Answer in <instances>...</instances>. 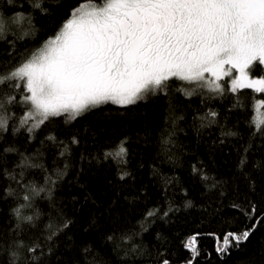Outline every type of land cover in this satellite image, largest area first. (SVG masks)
<instances>
[{
  "label": "trees",
  "instance_id": "16d2710c",
  "mask_svg": "<svg viewBox=\"0 0 264 264\" xmlns=\"http://www.w3.org/2000/svg\"><path fill=\"white\" fill-rule=\"evenodd\" d=\"M34 2L0 0V75L87 0ZM261 75L257 66L250 78ZM221 81L222 93L173 78L135 104L50 117L31 132L24 81L0 84V264H264V127L253 122L264 93ZM121 141L127 156H106ZM253 224L217 253L216 236ZM197 233L193 259L184 244Z\"/></svg>",
  "mask_w": 264,
  "mask_h": 264
},
{
  "label": "snow or ice",
  "instance_id": "6c2138e0",
  "mask_svg": "<svg viewBox=\"0 0 264 264\" xmlns=\"http://www.w3.org/2000/svg\"><path fill=\"white\" fill-rule=\"evenodd\" d=\"M33 7L46 10L44 0H35ZM3 19L0 16V32ZM257 66L264 71V0H102L99 5L87 0L69 13L42 47L0 75V84L24 81L30 95L23 99L30 102L31 110L21 124L35 121L28 128L31 132L50 117L66 114L74 120L101 104H135L167 87L173 78L192 84L203 82V86L222 93L225 89L220 81L236 71L239 75L231 79L230 91L253 88L264 93V75L250 78ZM206 73L214 79L206 78ZM15 87L20 88V84ZM262 108L264 100L257 101L258 115L253 122L258 131L264 127ZM6 123L0 118V128ZM127 151L121 141L106 156L124 159ZM256 212L253 205L251 214ZM255 228L253 224L241 232L216 236L217 253L238 247ZM198 235L184 244L193 259L199 255ZM162 264L170 262L164 259Z\"/></svg>",
  "mask_w": 264,
  "mask_h": 264
},
{
  "label": "rangeland",
  "instance_id": "374dc122",
  "mask_svg": "<svg viewBox=\"0 0 264 264\" xmlns=\"http://www.w3.org/2000/svg\"><path fill=\"white\" fill-rule=\"evenodd\" d=\"M234 75H235V77H236V76L239 75V73L235 71V72H233L232 77H229V78H230V79H234V77H233ZM205 76H206V78L214 79V78H212V77L210 76V74H208V73H206ZM250 77H251V76H250ZM228 82H229V84H230L231 81H228ZM220 83H221L222 85L224 84L223 81H220ZM29 95H30V93H29ZM263 100H264V99H263ZM263 109H264V108L260 109V112H262ZM257 115H258V113H257ZM34 122H35V121H33V123H34Z\"/></svg>",
  "mask_w": 264,
  "mask_h": 264
}]
</instances>
